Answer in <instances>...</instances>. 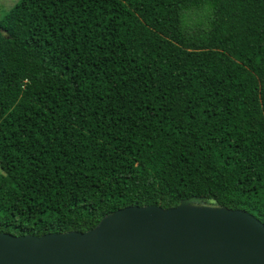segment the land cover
<instances>
[{
	"label": "trees",
	"instance_id": "16d2710c",
	"mask_svg": "<svg viewBox=\"0 0 264 264\" xmlns=\"http://www.w3.org/2000/svg\"><path fill=\"white\" fill-rule=\"evenodd\" d=\"M264 224V0H16L0 16V232L128 205Z\"/></svg>",
	"mask_w": 264,
	"mask_h": 264
},
{
	"label": "water",
	"instance_id": "95a60500",
	"mask_svg": "<svg viewBox=\"0 0 264 264\" xmlns=\"http://www.w3.org/2000/svg\"><path fill=\"white\" fill-rule=\"evenodd\" d=\"M0 264H264V224L199 196L128 205L85 231L0 232Z\"/></svg>",
	"mask_w": 264,
	"mask_h": 264
},
{
	"label": "rangeland",
	"instance_id": "374dc122",
	"mask_svg": "<svg viewBox=\"0 0 264 264\" xmlns=\"http://www.w3.org/2000/svg\"><path fill=\"white\" fill-rule=\"evenodd\" d=\"M16 0H0V16L10 7Z\"/></svg>",
	"mask_w": 264,
	"mask_h": 264
}]
</instances>
